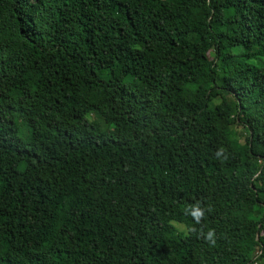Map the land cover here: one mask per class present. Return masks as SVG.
<instances>
[{"label": "trees", "instance_id": "obj_1", "mask_svg": "<svg viewBox=\"0 0 264 264\" xmlns=\"http://www.w3.org/2000/svg\"><path fill=\"white\" fill-rule=\"evenodd\" d=\"M0 264H264V0H0Z\"/></svg>", "mask_w": 264, "mask_h": 264}, {"label": "clouds", "instance_id": "obj_2", "mask_svg": "<svg viewBox=\"0 0 264 264\" xmlns=\"http://www.w3.org/2000/svg\"><path fill=\"white\" fill-rule=\"evenodd\" d=\"M188 214H190L194 218L196 223L199 224L205 215V210L203 208H201L199 204H197V205L192 206L189 209ZM193 230L195 231V229H193ZM201 234L204 235L203 233H201ZM215 235H216L215 230H209L207 232V234L204 235V238L210 244H214L215 243Z\"/></svg>", "mask_w": 264, "mask_h": 264}, {"label": "rangeland", "instance_id": "obj_3", "mask_svg": "<svg viewBox=\"0 0 264 264\" xmlns=\"http://www.w3.org/2000/svg\"><path fill=\"white\" fill-rule=\"evenodd\" d=\"M218 102H219V100L216 99V100H215V103H218ZM236 130L238 131V133H239V135H240V139L242 140V136H243V134H242V130H241V128H237Z\"/></svg>", "mask_w": 264, "mask_h": 264}]
</instances>
